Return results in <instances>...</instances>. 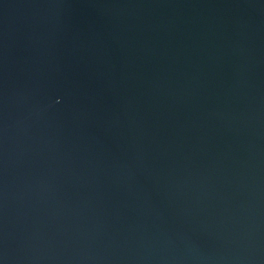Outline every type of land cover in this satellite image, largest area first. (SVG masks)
Wrapping results in <instances>:
<instances>
[{"label": "water", "instance_id": "95a60500", "mask_svg": "<svg viewBox=\"0 0 264 264\" xmlns=\"http://www.w3.org/2000/svg\"><path fill=\"white\" fill-rule=\"evenodd\" d=\"M0 264H264V0H0Z\"/></svg>", "mask_w": 264, "mask_h": 264}]
</instances>
